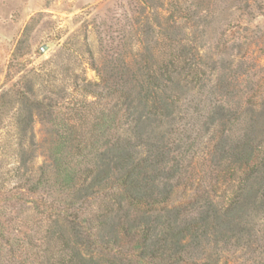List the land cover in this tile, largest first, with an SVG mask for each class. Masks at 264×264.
<instances>
[{
  "label": "rangeland",
  "instance_id": "374dc122",
  "mask_svg": "<svg viewBox=\"0 0 264 264\" xmlns=\"http://www.w3.org/2000/svg\"><path fill=\"white\" fill-rule=\"evenodd\" d=\"M186 15L194 20L187 21ZM174 36L181 38V45L195 48L209 75L199 120L194 88L180 92L181 111L174 113L172 136L182 139L189 165L178 199L191 200L199 187L224 202L232 188L221 176L224 167L209 161L213 142L202 126L209 105L206 96L224 79L236 89L229 96L233 105L264 100V0H0V264H62L64 257L48 237L54 223L43 208L64 196L51 186H39L34 194L26 179L43 181L41 173L56 143L52 130L60 119L68 123L66 117L74 115L76 107L92 101L83 114L99 115L111 107L114 97H106L105 84L132 91L142 80L138 68L146 57L153 56L154 65L163 63ZM213 61L217 65L212 69L208 64ZM33 100L56 105L51 118L44 114L46 108L34 110L29 130L34 147L27 146L29 138L24 141L34 150L22 175L13 169L21 157L17 133L23 122L17 115ZM187 110L194 118L187 119ZM245 126L243 121L232 128L242 135ZM250 215L258 245L227 248L211 242L185 264H264V214Z\"/></svg>",
  "mask_w": 264,
  "mask_h": 264
},
{
  "label": "trees",
  "instance_id": "16d2710c",
  "mask_svg": "<svg viewBox=\"0 0 264 264\" xmlns=\"http://www.w3.org/2000/svg\"><path fill=\"white\" fill-rule=\"evenodd\" d=\"M182 42L179 37L170 39L163 63L154 65L153 56H147L138 68L142 80L132 91L106 83V97H114L115 103L101 109V115L83 114L92 101L76 107L71 121L60 119L52 130L56 143L41 173L43 181L26 180L34 194L39 186H51L64 196L43 208L54 223L48 237L64 257L62 264H185L211 242L227 248L259 244L250 214H264V100L233 105L232 81L221 77L208 89L202 125L213 142L209 161L224 167L221 176L230 180L232 192L220 203L199 187L191 200L178 199L189 165L182 139L172 136L174 113L181 111L180 92L194 88L199 120L209 79L206 61ZM216 65L217 61L208 64L212 69ZM217 93L227 97L218 98ZM55 105L33 100L18 113L23 122L17 133L21 157L13 168L18 174L31 163L34 149H27L24 141L29 138L27 146L34 144L29 134L34 110L46 108L44 114L51 118ZM186 113L187 119L194 118L189 110ZM243 121V134L237 135L232 127Z\"/></svg>",
  "mask_w": 264,
  "mask_h": 264
}]
</instances>
